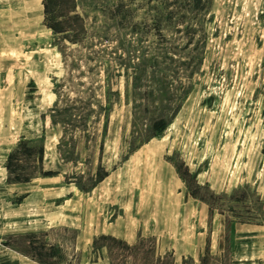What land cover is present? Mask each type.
<instances>
[{
	"label": "rangeland",
	"instance_id": "rangeland-1",
	"mask_svg": "<svg viewBox=\"0 0 264 264\" xmlns=\"http://www.w3.org/2000/svg\"><path fill=\"white\" fill-rule=\"evenodd\" d=\"M75 3L70 12L71 0H51L58 21L74 27L71 18L82 19L84 32H67V41L47 27L26 39L0 17V264H38L32 256L106 264L104 245L114 264L264 261L252 243L255 227L264 226V0H212L191 92L152 139L148 119L162 113L164 96L159 78L172 82L164 70L178 66L156 57V3ZM160 33L184 43L173 28ZM152 60L160 71L145 70ZM22 139L36 149L43 142L42 172L54 178L8 186L6 160ZM20 165L23 173L37 168L33 160ZM105 174L93 194L77 192L76 185L90 191ZM102 208H109L103 217ZM120 216L117 230L133 235L144 226V235L175 248L176 262H157L149 236L125 251L94 235L96 221ZM201 229L212 235L211 250L194 240Z\"/></svg>",
	"mask_w": 264,
	"mask_h": 264
},
{
	"label": "trees",
	"instance_id": "trees-1",
	"mask_svg": "<svg viewBox=\"0 0 264 264\" xmlns=\"http://www.w3.org/2000/svg\"><path fill=\"white\" fill-rule=\"evenodd\" d=\"M76 0H71L73 4V10L70 12H75ZM155 2L156 5L151 8L155 12L153 16L151 26H153V31H158L160 44L158 53L156 57L159 61H169L171 63L178 64L177 70H164L170 71L173 74L169 76L172 82H168L167 76H161L160 81L163 84L164 96L160 98L162 113L159 115H154V117L149 118L150 122L149 132L150 138L157 136L161 133L178 115L181 110L183 101L188 97L191 92V84L189 83L192 76L200 69L203 62L204 45H205V29L204 25L206 22L207 14L210 10L212 0H151ZM44 5V15H45V26L50 29L56 36H59L63 41H67L66 33L71 31L78 38V36L84 32L82 24V19L75 15L72 17V22L76 23L74 27L67 24V21H58V16H54V11H52L51 0H45ZM60 18V17H59ZM173 28L174 34L179 36V41H183V44L178 42V39H168L162 35L161 30H168ZM72 44H78L76 38L70 41ZM63 55V53L61 52ZM186 60V61H185ZM157 60L147 61L145 65V70L152 68L156 70H161L159 68L160 63ZM150 64V65H149ZM148 67V68H147ZM137 74L139 73V69ZM145 72V71H144ZM140 73H143L142 71ZM183 74L184 76H181ZM185 78V79H183ZM165 79V80H164ZM186 80L188 83L186 84ZM141 83L140 74L136 75L133 79L132 88L136 90ZM176 83V85H175ZM57 95V94H56ZM147 98H149L147 96ZM56 124V121H53ZM28 141L22 139L16 146V148L9 154L6 160L5 169L7 171V183L9 185L27 184L37 177H52V174H47L42 172L43 159H44V144L42 142V147L36 149L28 146ZM24 155V157H19ZM33 158V159H32ZM24 160L32 161L35 163L37 168L32 173H23L21 163ZM20 169V171H18ZM41 169V170H40ZM106 174L100 178L96 184L100 183ZM76 187L83 191L78 185ZM89 192V190L85 191ZM99 239L104 241H109L117 246H120L125 251H130L133 247L128 246L121 240L115 239L110 236H100ZM143 239L138 240V243L142 242ZM96 240L94 241V243ZM137 243V244H138ZM105 248L107 251V258L110 264L113 263V256L111 254V248L104 245L100 249ZM153 258L157 262L163 260L162 256H158L155 253V248L153 249ZM164 257H172V255H164ZM33 261L38 264H48L46 261L40 259V257H31Z\"/></svg>",
	"mask_w": 264,
	"mask_h": 264
},
{
	"label": "crops",
	"instance_id": "crops-1",
	"mask_svg": "<svg viewBox=\"0 0 264 264\" xmlns=\"http://www.w3.org/2000/svg\"><path fill=\"white\" fill-rule=\"evenodd\" d=\"M0 17L5 22L6 27L14 29H21L22 31L26 32V39H29V36L34 35L31 32H34L35 34L37 32L40 33V31L46 32V26L44 23V5L42 0H0ZM38 22H35V21ZM39 29V30H38ZM26 46L28 45L29 41H26ZM44 160H45V146H44V159H43V166H44ZM55 176L52 177H41L42 180L52 179ZM4 180L7 183V173H4ZM37 180V178L33 179L32 181ZM31 181V182H32ZM30 182V183H31ZM103 180L98 183L96 186H94L89 192H82L77 188V192L84 195L93 194L95 190H97V187L101 185ZM27 183V184H30ZM23 184L18 185H8V186H20ZM69 188V187H68ZM74 196V195H73ZM72 195L69 194V197H67L66 201H71ZM187 201H185V204L187 205ZM84 213V208H81ZM82 210L79 209V215L81 214ZM109 212V208L101 209L99 215L102 217L104 214H107ZM122 216L118 217L114 221H104L105 219L101 218L99 221H96L98 226L94 227V235L95 236H110L115 239L121 240L124 243H126L128 246H133L138 243V240L146 238L147 236L153 238L155 240V253L158 256H164V255H172L175 261V255L176 250L174 247H162V243L158 237H155L153 235H144L145 228L144 226L139 225L138 228L134 230L133 235H127L126 230H117L118 228V219ZM84 218V217H83ZM240 226H248L246 224H240ZM256 230V231H255ZM255 232L257 235L253 236V248L258 254H262L264 252V226H256ZM198 239L201 251H204V248L206 249L207 244L209 242V249H212V235H207L206 231L202 229L199 231V233L194 235V240ZM104 249H102L103 251ZM211 252V251H210ZM200 253V250L198 251ZM100 261H106V264H110L107 257H102ZM97 264V263H94ZM256 264H264V261L258 260Z\"/></svg>",
	"mask_w": 264,
	"mask_h": 264
}]
</instances>
